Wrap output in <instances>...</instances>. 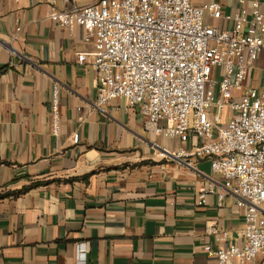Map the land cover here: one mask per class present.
I'll return each mask as SVG.
<instances>
[{"label":"crops","instance_id":"1","mask_svg":"<svg viewBox=\"0 0 264 264\" xmlns=\"http://www.w3.org/2000/svg\"><path fill=\"white\" fill-rule=\"evenodd\" d=\"M224 4L227 14L264 12V0ZM52 8L70 6L0 0V264H80L79 244L86 245L81 264H218L204 248L240 243L238 198L220 200L223 182L209 160L190 168L160 158L177 143L146 132L138 110L118 101L96 108V74L77 63L93 46L82 28L69 32L48 20ZM244 84L264 85V56ZM204 183L215 193L201 202Z\"/></svg>","mask_w":264,"mask_h":264},{"label":"built area","instance_id":"2","mask_svg":"<svg viewBox=\"0 0 264 264\" xmlns=\"http://www.w3.org/2000/svg\"><path fill=\"white\" fill-rule=\"evenodd\" d=\"M224 1L196 6L192 0H96L78 7L63 0L70 8H52L47 17L69 32L82 28L92 44V52L77 54V63L96 74V108L118 101L138 110L146 132L177 143L160 158L190 168L209 160L223 182L220 200L225 194L238 198L245 210L240 243L206 246L208 256L218 264H264V85L257 90L244 84L264 56V12L255 6L250 13L227 14ZM239 3L245 6L246 0ZM59 105L54 83V134ZM214 193L204 183L199 200ZM77 254L83 263L85 244Z\"/></svg>","mask_w":264,"mask_h":264}]
</instances>
